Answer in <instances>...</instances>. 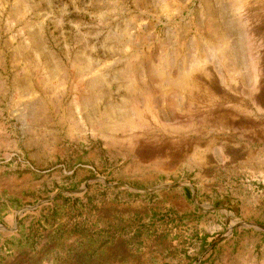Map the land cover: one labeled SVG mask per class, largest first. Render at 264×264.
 <instances>
[{
	"label": "rangeland",
	"instance_id": "374dc122",
	"mask_svg": "<svg viewBox=\"0 0 264 264\" xmlns=\"http://www.w3.org/2000/svg\"><path fill=\"white\" fill-rule=\"evenodd\" d=\"M0 264H264V0H0Z\"/></svg>",
	"mask_w": 264,
	"mask_h": 264
}]
</instances>
